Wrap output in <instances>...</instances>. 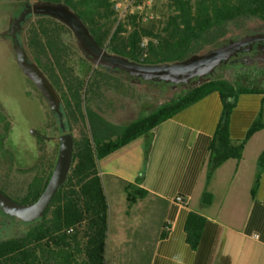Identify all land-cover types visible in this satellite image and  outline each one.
<instances>
[{
	"label": "trees",
	"instance_id": "trees-1",
	"mask_svg": "<svg viewBox=\"0 0 264 264\" xmlns=\"http://www.w3.org/2000/svg\"><path fill=\"white\" fill-rule=\"evenodd\" d=\"M32 1L66 4L83 21L99 46L106 45L107 50L130 61L138 62V42L141 37L154 35V23L134 27L129 32L122 24H118L113 30L116 18L109 0ZM166 10L163 35H158L157 45L149 47L143 64L182 61L208 46L219 44L231 32L232 27L243 26L249 21L264 23V0H167ZM125 32L127 35L123 34ZM25 40L28 55L59 94L64 128L69 129L72 123L86 121L89 134L82 131L80 139L74 140L72 163L67 178L43 217L36 222L27 223L31 227L22 236H6L4 228L0 229V264H45L46 257L52 260V264H76L75 258L80 254L84 256L82 264H104L107 203L98 174V161L139 137H147L156 124L173 117L207 93L218 94L221 112L208 148L201 198L203 205L211 203L207 186L216 170L228 160L239 161L250 138L256 132L264 130V120L259 113L241 141L234 142L230 137V119L238 97L260 95L264 103V88L243 86L239 80L247 75L238 70L232 71L226 78L213 79L195 89L182 92L153 112L127 125H114L91 107L84 81L75 73V66H86L89 70L91 65L79 56L71 33L65 26L48 18H39L30 23ZM93 74L102 83L114 80L95 70ZM54 124L52 121L48 123L49 126ZM39 140L44 146L45 142ZM146 147L147 144L145 149ZM38 163L34 166L37 173L22 199H14L4 190L0 191L22 205L35 202L43 192L54 167L52 161L47 162L42 156L40 169ZM263 166L264 150L257 160L258 173ZM258 177L259 174L254 188ZM137 184L139 179L124 186L128 207L147 196L145 191L137 188ZM0 214L3 215L1 210ZM48 214L51 215L50 218H47ZM205 221L194 213L187 216L184 233L186 243L192 251L199 244ZM162 237L163 233L160 235Z\"/></svg>",
	"mask_w": 264,
	"mask_h": 264
},
{
	"label": "crops",
	"instance_id": "crops-1",
	"mask_svg": "<svg viewBox=\"0 0 264 264\" xmlns=\"http://www.w3.org/2000/svg\"><path fill=\"white\" fill-rule=\"evenodd\" d=\"M220 112L218 94L209 92L156 124L147 137L98 161L103 192L107 188L116 198L113 206H120L123 196V215L118 217L124 222L119 226L113 215L116 227L112 229L108 216L106 232V240L110 231L116 237L130 232L128 239L115 240L120 255L136 254L141 264H264V166L259 173L257 167L264 130L250 138L239 161L228 160L216 170L207 186L211 203L201 202L208 148ZM259 113L264 120L262 96L238 97L230 119L232 141L244 138ZM136 179L137 188L147 196L128 207L124 186ZM176 197L184 204L176 203ZM189 213L206 220L195 251L190 250L184 233ZM129 262L115 256L109 259L105 243L104 264Z\"/></svg>",
	"mask_w": 264,
	"mask_h": 264
},
{
	"label": "rangeland",
	"instance_id": "rangeland-1",
	"mask_svg": "<svg viewBox=\"0 0 264 264\" xmlns=\"http://www.w3.org/2000/svg\"><path fill=\"white\" fill-rule=\"evenodd\" d=\"M19 1L32 2V0ZM12 2L18 1L0 0V32L7 29V12L10 8L5 5ZM166 4L167 0H164L163 3L160 4L158 9L160 15L159 20L152 22L155 24V30L153 32L154 37L163 35L162 29L167 17ZM37 19L39 18L31 17L24 25V29L19 37L24 47L26 46L25 39L28 27L32 21ZM248 23V25H251V21ZM116 26L115 23L113 30ZM126 31L128 30L126 29ZM123 34L127 35L126 32ZM71 39L75 45L72 34ZM65 40H67V37H65ZM104 47L106 48V45ZM79 56L83 58L80 52ZM90 65L89 70L86 66H75V73L84 81V88L88 91L87 98L90 100L91 107L104 119L114 125H127L153 112L160 105L169 102L172 98L183 92L180 88L179 90H172L169 85L162 82L154 83L156 85H153L152 83L140 81L139 85H136L135 83L127 81L125 78H115L102 69L94 68L92 64ZM94 70L101 74L108 75L114 80L102 83L100 78L94 76ZM237 70H233V72ZM216 72L217 76L214 79L226 78L232 71L222 72L221 70H217ZM245 74L247 76L239 80L243 86L264 88V70L259 72H245ZM51 121L55 124L49 126L48 123ZM31 129L40 133V135L48 137L60 135L62 130H67L66 132L73 135L74 140L80 139L82 131L89 134L86 121L84 123L80 121L72 123L69 129L60 128L57 118L49 111L38 91L18 68L10 44L0 39V189L4 190L6 194L14 199H22L27 186L37 173L34 166L38 161V169L42 167L40 156L47 160V162L50 160L55 164L56 161L58 151L57 145L43 140L45 145L42 146L39 139L30 135ZM41 149H43V151H41ZM104 195L107 201V208H109V211L107 210V218L109 216L110 226L112 229H115L116 226L112 224L113 215L115 222H119V226L124 222L122 218L120 219L118 217L119 215H123L121 212L124 208L122 204L123 196L121 193V205L113 206L116 198L111 195L107 188H105ZM117 211L119 212L116 213ZM50 216L51 215L48 214L47 218H50ZM126 221V223L129 224V221ZM2 223V228H4L6 236H22L31 227L27 223H22L15 218H4ZM128 234H130V232H126V236L123 237L118 233L116 237V235L110 231V235L106 240L108 258L110 259V256H115L116 258L125 259L127 262L130 261L129 263L132 264H141V257L139 259L138 255L128 253L120 255L119 248L115 247V240L116 243H118L122 237L123 239H128L130 236ZM78 238L82 242L80 235ZM111 251H114V253L111 254ZM133 259H137L138 261L136 260L135 262ZM75 260L76 264H82L84 262V256L81 254L77 255ZM45 264H52V260L46 257Z\"/></svg>",
	"mask_w": 264,
	"mask_h": 264
},
{
	"label": "water",
	"instance_id": "water-1",
	"mask_svg": "<svg viewBox=\"0 0 264 264\" xmlns=\"http://www.w3.org/2000/svg\"><path fill=\"white\" fill-rule=\"evenodd\" d=\"M5 6L10 8L7 12L8 25L6 30L0 32V39L10 44L18 68L38 91L49 111L59 118L62 117V113L57 92L39 66L30 58L19 40L24 25L29 21L28 16L48 18L65 26L71 32L77 50L94 68L118 69L134 78L135 81H131V83L136 85H139L140 80L146 83L162 82L170 85L172 90H179L178 85H182L184 90L187 89L185 86L194 78H197V81L191 84V89L209 82V77L218 67L225 65L243 47L258 41L255 38H244L238 42H230L224 45V39H222L219 44L208 46L182 61L152 65L143 64L108 53L105 47L96 43L77 14L62 2L18 1ZM30 135L36 136L38 133L31 129ZM39 136L45 142H52L58 147L56 161L43 192L32 204L22 205L0 191V210L2 213L22 223H33L43 217L56 192L64 184L72 163L74 138L71 133L64 132L50 137Z\"/></svg>",
	"mask_w": 264,
	"mask_h": 264
},
{
	"label": "flooded vegetation",
	"instance_id": "flooded-vegetation-1",
	"mask_svg": "<svg viewBox=\"0 0 264 264\" xmlns=\"http://www.w3.org/2000/svg\"><path fill=\"white\" fill-rule=\"evenodd\" d=\"M31 16H28L27 19H30ZM249 23L246 22L243 26L239 27H232L231 32H229L223 39V44H229L230 42H238L244 38H255L258 39L255 43L243 47L239 52H237L236 56L231 57L228 62L225 65H222L218 67L213 74L209 77V81L213 80L217 76V70H221L222 72H230L233 70H239L244 72H250V71H262L264 70V23L261 21H251V25H248ZM107 50V49H106ZM108 53L114 54L111 51L107 50ZM110 74L111 76L115 78H125L127 81H135L134 78H131L128 73L115 69V70H103ZM142 81V80H140ZM197 81V78H194L190 81L189 84L185 86L187 89H183L182 85H178L177 87L182 89L183 92L192 90L191 84L193 82ZM144 82V81H143ZM152 83L153 85L155 82H148ZM171 88V86L169 85ZM56 118H58L60 128H64V124L62 122V117L59 118L57 115H54ZM66 132V130H62V133ZM61 133V134H62ZM40 133L38 135L34 136L36 139L40 138ZM4 218L11 219V217H8L6 215L0 214V229L2 228V222ZM14 219V218H13Z\"/></svg>",
	"mask_w": 264,
	"mask_h": 264
},
{
	"label": "built area",
	"instance_id": "built-area-1",
	"mask_svg": "<svg viewBox=\"0 0 264 264\" xmlns=\"http://www.w3.org/2000/svg\"><path fill=\"white\" fill-rule=\"evenodd\" d=\"M164 0H109L111 8L115 13L116 25L122 24L128 31L134 27L146 26L149 23L159 20L158 9ZM158 44V38L141 37L138 42V62L142 63L147 55L150 46ZM175 202L183 205V199L176 197Z\"/></svg>",
	"mask_w": 264,
	"mask_h": 264
}]
</instances>
